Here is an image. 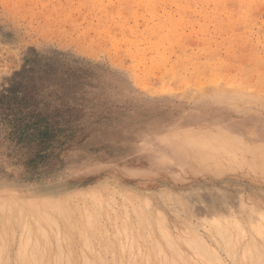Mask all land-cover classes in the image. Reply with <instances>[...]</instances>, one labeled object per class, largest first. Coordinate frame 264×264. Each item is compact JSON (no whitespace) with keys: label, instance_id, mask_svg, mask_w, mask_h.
Instances as JSON below:
<instances>
[{"label":"rangeland","instance_id":"374dc122","mask_svg":"<svg viewBox=\"0 0 264 264\" xmlns=\"http://www.w3.org/2000/svg\"><path fill=\"white\" fill-rule=\"evenodd\" d=\"M11 90L0 107L1 264L34 263L29 248L47 264H81L82 252L92 264H180L203 261L191 251L203 241L225 264H264V0H0V95ZM13 196L51 198L41 210L57 226L17 211ZM21 226L49 251L34 253L30 238L22 258Z\"/></svg>","mask_w":264,"mask_h":264},{"label":"bare ground","instance_id":"6f19581e","mask_svg":"<svg viewBox=\"0 0 264 264\" xmlns=\"http://www.w3.org/2000/svg\"><path fill=\"white\" fill-rule=\"evenodd\" d=\"M129 1H130V0H129ZM153 2H154V1H153ZM165 3H166V2H165ZM190 5H191V4H190ZM221 5H222V4H221ZM215 6H216V5H215ZM139 7H140V5H139ZM151 7H152V6H151ZM220 7H222V6H218V8H220ZM191 9H192V8H191ZM154 10H156V9H154ZM142 11H143V10H142ZM155 14H156V13H155ZM157 17H158V16H157ZM158 20H159V19H158ZM153 22H154V21H153ZM160 22H161V21H160ZM158 23H159V22H158ZM161 23H162V22H161ZM154 25H155V24H154ZM172 27H173V25H172ZM162 28H163V27H162ZM147 29H148V28H147ZM164 29L168 30V27H166V28H164ZM159 30H160V29H159ZM139 34H140V32H139ZM155 36H156V35H155ZM170 36H171V35H170ZM203 37H204V36H203ZM147 38H148V37H147ZM209 38H210V37H209ZM124 40H125V39H124ZM125 41H126V40H125ZM137 43H138V42H137ZM147 43H148V42H147ZM209 44H210V43H209ZM212 44H213V43H212ZM133 45H134V44H133ZM150 45H151V44H150ZM153 45H154V44H153ZM221 45H222V44H221ZM134 47H135V46H134ZM142 47H143V45H142ZM144 47H145V46H144ZM159 47H160V45H159ZM152 48H153V47H152ZM157 48H158V47H157ZM175 48H176V47H175ZM119 49H120V48H119ZM127 50H128V51H131L130 49H127ZM256 50H257V49H256ZM201 51H202V50H201ZM134 52H135V51H134ZM139 52H142V51H139ZM231 52H232V51H231ZM132 53H133V52H132ZM130 54H131V53H130ZM136 54H138V52H136ZM152 54H153V53H152ZM156 54H157V53H156ZM167 54H168V53H167ZM192 55H193V54H192ZM166 56H167V55H166ZM188 56H189V55H188ZM230 56H231V55H230ZM169 57H170V56H169ZM145 58H146V57H145ZM193 59H194V58H193ZM193 59H192V60H193ZM222 59H223V58H222ZM229 59H230V58H229ZM260 59H262V58H260ZM182 60H183V58H182ZM194 60H195V59H194ZM196 60H197V59H196ZM165 61H166V60H165ZM198 61H199V60H198ZM245 62H246V61H245ZM262 62H263V60L261 61V63H262ZM144 63H145V62H144ZM188 63H189V62H188ZM209 63H210V62H209ZM249 63H250V62H249ZM256 63H257V62H256ZM184 64H186V63H184ZM243 64H244V63H243ZM162 65H163V64H162ZM251 65H252V63H251ZM117 66H118V65H117ZM207 66H209V65H207ZM210 66H211V65H210ZM141 67H142V66H141ZM145 67H146V66H145ZM175 67H176V66H175ZM191 67H192V66H191ZM212 67H213V66H212ZM257 68H258V67H257ZM199 69H200V68H199ZM199 69H198V70H199ZM262 69H263V68H262ZM138 70H139V69H138ZM138 70H137V71H138ZM168 70H169V69H168ZM213 70H214V68H213ZM256 70H257V69H256ZM172 71H173V70H172ZM254 71H255V70H254ZM214 72H215V71H214ZM161 73H163V72H161ZM187 73H188V72H187ZM240 73H241V72H240ZM244 73H245V72H244ZM154 74H155V73H154ZM241 74H242V73H241ZM171 76H172V74H171ZM243 76H244V75H243ZM166 77L168 78L169 76H166ZM216 77H217V76H216ZM216 77H215V78L213 77V78L215 79V81H217L216 83L218 84V81H219V80H216ZM252 77H253V76H252ZM262 77H263V76H262ZM156 78H157V77H156ZM158 78H159V77H158ZM217 78H218V77H217ZM219 78H220V77H219ZM219 78H218V79H219ZM260 78H261V77H260ZM223 79H224V77H223ZM232 79H233V77H232ZM244 79H245V78H244ZM258 79H259V78H258ZM212 80H213V79H212ZM234 80H235V79H234ZM242 80H243V78H242ZM149 81H150V80H149ZM154 81H155V80H154ZM239 81H240V80H239ZM248 81H249V80H248ZM248 81H247V82H248ZM253 81H254V80H253ZM255 81H256V80H255ZM147 82H148V81H147ZM165 82H166V81H165ZM199 82H200V81H199ZM219 82H220V81H219ZM240 82H242V81H240ZM209 83H211V81H210ZM213 83H214V81H213ZM213 83H212V84H213ZM152 84H153V83H152ZM167 84H168V83H167ZM214 84H215V83H214ZM214 84L211 85L212 87H210V86L208 85L210 88H204V89H205V90H207V89L210 90V89L212 88L211 90H213V86H214L215 91L220 90V89H218L219 86H218V88H217V85H214ZM222 84H223V83H222ZM227 84H228V83H227ZM253 84H254V83L252 82V85H253ZM141 85H142V84H141ZM148 85H149V84H148ZM155 85H156V84H155ZM197 85H198V84H197ZM219 85H220V87H222L221 84H219ZM223 85L225 86L226 84H223ZM231 85H233V88H232ZM231 85L228 84L227 87H229L230 89H234V87L236 86V84H231ZM157 86H158V85H157ZM157 86H156V87H157ZM202 86H203V87H204V86L206 87V84H205V85H202ZM202 86H200V88H203ZM208 86H207V87H208ZM224 86H223V87H224ZM230 86H231V87H230ZM246 86H247V85H246ZM165 87H166V86H165ZM236 87H237V86H236ZM238 87H240L241 89L243 88L242 86H239V85H238ZM144 88H145V87H144ZM146 88H147V86H146ZM152 88H155V87H152ZM200 88H199L198 91H200ZM216 88H217V89H216ZM252 88H253V87H252ZM162 89H165V90L169 91L167 88H163V87H162ZM196 89H197V88L195 87L194 90H196ZM204 89H201V91H203ZM221 89L225 90L226 88H221ZM230 89H229V90H230ZM238 89H239V88H238ZM249 89H250V88H247L248 91H249ZM253 89H254V88H253ZM260 89H261V88H260ZM148 90H149V89H148ZM160 90H161V89H160ZM205 90H204V92H205ZM209 90H207V91H208V94L211 93V92H210L211 90H210V91H209ZM245 90H246V88H245ZM250 90H251V89H250ZM198 91H197V93H199ZM201 91H200V92H201ZM207 91H206V92H207ZM226 91H228V89H226ZM255 91H256V89H255ZM259 91H260V90H259ZM263 91H264V90H263ZM156 92H157V91H156ZM158 92H159V90H158ZM250 92H251V91H250ZM252 92H254V91H252ZM252 92H251V93H252ZM254 93H255V92H254ZM256 93L259 94L258 90L256 91ZM190 94H191V93H190ZM263 94H264V93H263ZM0 188H1V187H0ZM72 188H73V189H71V190L76 189V187H72ZM0 190H1V189H0ZM6 190L11 191L12 189H10V187H7ZM15 191H16V190H15ZM12 192H13V190H12ZM72 192H73V191H72ZM8 193L10 194V192H8ZM69 193L71 194V192H69ZM69 193H68V194H69ZM83 193H84V192H83ZM85 193H86V192H85ZM85 193H84V194H85ZM11 194H13V195H14V194L17 195L15 192H13V193H11ZM68 194H67V195H68ZM76 194H77V193H76ZM155 194H156V193H155ZM0 195H1V194H0ZM72 195L75 196V194H71V197H72ZM87 195H88V194H87ZM87 195H86V196H87ZM17 196H18V195H17ZM41 196H42V195H41ZM43 196H45V195H43ZM48 196H49V195H48ZM52 196H53V195H52ZM69 196H70V195H69ZM74 196H73V198L76 197V196H75V197H74ZM13 197H14V198H13ZM13 197H11V198H13V199H11L10 202H9V203L12 204V205H11L12 207L17 208V209H18L17 211L22 210L21 208H26L27 211L31 212V213H29V212H26V211H25V215H27L28 213H29L30 215H32L33 213L40 214L41 211H42L41 208H42L43 206L47 207L48 205H46V204H49V202L51 201V198H49V199H45V198H40V197H38V198L33 197V198H28V199H26V200H20V199H18V197H16V196H13ZM56 197H57V196H56ZM58 197H60V196H58ZM65 197H66V196H63V198H65ZM83 197H84L83 199L85 200V196H83ZM1 198H2V196H1ZM19 198H20V197H19ZM63 198H61V199H63ZM67 198L69 199V197H67ZM77 198H78V197H77ZM57 200H58V199L55 198V201L53 202V208H55L56 211H58V212H60V213L62 214V212L65 211V209H64L65 207H63V205H59V203H58ZM72 200H73V199H72ZM78 200H79V199H78ZM66 201H68V200H66ZM70 201H71V199H70ZM82 201H83V200H82ZM82 201H81V202H82ZM108 201H110V200H108ZM108 201H107V203H106V202L104 203V204H105V208L110 206V204L108 203ZM136 201H137V200H136ZM97 202H98V201H97ZM110 202H111V201H110ZM126 202H127V200H126ZM144 202L147 203L148 201H147V200H144L143 203H144ZM3 203H4V202H2V204H3ZM57 203H58V204H57ZM65 203H66V202H64V204H65ZM86 203H87V202H86ZM73 204H74V203H73ZM82 204H83V203H82ZM100 204H101V203H100ZM108 204H109V205H108ZM49 205H50V204H49ZM83 205H84V204H83ZM0 206H1V205H0ZM3 206H4V204H3ZM65 206H66V205H65ZM86 206H88V205H86ZM67 207H69V205H68ZM67 207H66V208H67ZM74 207H75V206H74ZM90 207H91V206H90ZM99 207H100V206H99ZM144 207H145V205H144ZM3 208H4V207H1V210H2ZM6 208L9 209V208H11V207H10V206H7ZM48 208H49V207H48ZM48 208H47V209H48ZM86 208H88V207H86ZM109 208H110V207H109ZM124 208H125V207H124ZM146 208H147V207H146ZM89 209H90V208H89ZM99 209L102 210L101 208H99ZM144 209H145V208H144ZM48 210L50 211V209H48ZM76 210H77V209H76ZM8 211H9V210H8ZM8 211H7V212H8ZM11 211H12V209H11ZM53 211H54V210H53ZM53 211H51V212H53ZM3 212H4V211H3ZM66 212H67V210H66ZM66 212H65V214H66ZM68 212L70 213L69 210H68ZM72 212H73V210H72ZM112 212H113V211H112ZM144 212H145V211H144ZM11 213H12V212H11ZM20 213L22 214V211H20ZM73 213H74V212H73ZM93 213H94V212H93ZM42 214H43V215H42ZM47 214H48V215L45 214V211H44V212L42 211V213H41V215L43 216V217H41V218H42V219H43V218L45 219V221H43V222L46 224V226H47L48 223L50 224V220H52V219H51V216L49 215L48 212H47ZM71 214H72V213H71ZM79 214H80V213H79ZM91 214H92V213H91ZM105 214H106V213H105ZM114 214H115V213H114ZM160 214H161V213H160ZM16 215L18 216V214H16ZM16 215H15V218H16ZM41 215H40V216H41ZM73 215H74V214H73ZM89 215H90V214H89ZM107 215H108V213H107ZM132 215H133V214H132ZM28 216H29V215H28ZM32 216H34V215H32ZM48 216H50V218H48ZM57 216H58L57 218H59V215H57ZM77 216H78V215H77ZM79 216H80V215H79ZM79 216H78V217H79ZM91 216H92V215H91ZM96 216H97V215H96ZM104 216H105V218H106V215H104ZM18 217H19V216H18ZM34 217L36 218L37 215H35ZM34 217H33V218H34ZM52 217H53V216H52ZM66 217L68 218V219L66 220V224H67V223H68L67 221L69 220L70 217H69L68 215H67ZM89 217H90V216H89ZM94 217H95V216H94ZM220 217H221V216H220ZM263 217H264V216H263ZM9 218H10V217H9ZM13 218H14V217H13ZM20 218H23V217H21V215H20ZM25 218H26V219H27V218L30 219V218H32V217H31V216H29V217H26V216H25ZM35 218H34V219H35ZM38 218H40V217H37V219H38ZM62 218H63V217H62ZM79 218H80V217H79ZM97 218H98V217H97ZM115 218H116V216L114 217V219H115ZM120 218H121V217H120ZM217 218H218V217H217ZM18 219H19V218H18ZM18 219H15V220H16L15 222H17ZM26 219H24L25 223L23 222V225H22V226H25V224H26ZM37 219H35V221L32 219V222L35 223V222L37 221ZM44 219H43V220H44ZM65 219H66V218H65ZM65 219H64V220H65ZM76 219H77V218H76ZM230 219H231V218H230ZM233 219H234V218H233ZM19 220H20V219H19ZM30 220H31V219H30ZM53 220H55V222L57 223V220H56V219H53ZM85 220H86V219H85ZM88 220H89V219H88ZM216 220H217V219H216ZM4 221H5V220H4ZM12 221H14V219H13ZM46 221H47V223H46ZM69 221H70V220H69ZM71 221H72V219H71ZM90 221H91V219H90ZM108 221H109V219H108ZM156 221H157V220H156ZM217 221H219V220H217ZM217 221L214 222V220H213V223H216ZM220 221H221V220H220ZM6 222H7V221H6ZM19 222L22 223V221H19ZM27 222H29V221H27ZM52 222H53V225L55 224V225L57 226L58 223L56 224V223H54V221H51L50 226L52 225ZM61 222H62V221H61ZM75 222H76V221H75ZM95 222H96V221H95ZM161 222H162V221H161ZM36 223H37V222H36ZM40 223H41V221H40ZM44 223H43V225H45ZM69 223H70V222H69ZM87 223H88V222H87ZM209 223H211V222H209ZM17 224H18V223H17ZM28 224H29V223H28ZM31 224H32V223H31ZM37 224H38V223H37ZM49 224H48V226H49ZM71 224H72V223H71ZM75 224H76V225H74V229L76 230V228L78 229V227L75 228V226H77L78 223L76 222ZM260 224H261V223H260ZM53 225H52V226H53ZM67 225H68V224H67ZM79 225H80V223H79ZM121 225H122V224H121ZM208 225H209V224H208ZM211 225H212V224H211ZM211 225H210V226H211ZM222 225H223V224H222L221 222H217L215 225L213 224L212 227H213V226H214V228H215V227H218V230L221 231V230L223 229V226H224V225H223V226H222ZM242 225H243V224H242ZM22 226H21V227H22ZM39 226H40V231H41V229H42L41 226H42V225H40V224H38V227H36V229L39 228ZM52 226H51V227H52ZM71 226H72V225H71ZM80 226H81V225H80ZM88 226H89V225H88ZM111 226H112V225H111ZM210 226H209V227H210ZM226 226H229V224H226ZM234 226H235V225H233V227H234ZM243 226H244V225H243ZM256 226H257V224H256ZM262 226H263V225H262ZM19 227H20V226H19ZM26 227H28V226H26ZM29 227H30V224H29ZM33 227H34V226H33ZM51 227H49V228L47 227L49 231L51 230V229H50ZM81 227H82V226H81ZM162 227H163V226H162ZM10 228H12V227L10 226ZM24 228H25V227H24ZM79 228H80V227H79ZM160 228H161V227H160ZM237 228H238V227H237ZM25 229H27V230H23V227H22V230H23V231H26V232H23V231L21 230V228H20V230H21L23 233L20 231V233H21V235H20V241H19V243H20V244H19V245H20L19 247H20V248H19V250H18V249H17V250L20 252V249H22V252H23V253H20L21 256H22L23 254L26 253V251L24 252L23 250H26V249H24V248H26V246H27V248H28V245H29L28 243L31 242V239H30V238H33V240H34L31 244L35 243V245H32V246H34V248H33L34 253H35V250H37V249H39V250L41 249L42 252L44 251V253H45V251H47V252L49 251L50 246H47V244H46V246H45V245H41V244H39V243L37 242L38 240H37L36 237L38 236V233H37L36 231H34L35 233H34V235H33V234H32L33 231H32L31 233H28V230H29V229H28V228H25ZM54 229H55V227H54ZM57 229H58V230H57ZM111 229H112V228H111ZM162 229H163V228H162ZM202 229H203V228H202ZM220 229H221V230H220ZM33 230H34V229H33ZM52 230H53V229H52ZM52 230H51V232L53 233ZM55 230H56L55 233H56L57 231H58V233H56V236L54 237L55 239H54V238H53V239L56 240V237H57L58 240H59V237L57 236V235H60V234H59V233H60L59 227H57ZM70 230H71V229H70ZM80 230H81V229H80ZM80 230H78V231H80ZM105 230H106V229H105ZM166 230H167V229H166ZM223 230H225V229H223ZM227 230H228V228H227ZM230 230H231V229H230ZM230 230H229V232H230ZM235 230H236V229H235ZM40 231H39L40 236H41L42 238H44L45 242H48V243L50 244V242H49V239H50L49 236H50V235L43 234V233L46 232L44 229H42L41 232H40ZM43 231H45V232H43ZM106 231H107V230H106ZM108 231H109V230H108ZM121 231H122V230H121ZM161 231H162V230H161ZM192 231H193V230H192ZM192 231H191V233L193 234ZM210 231H211V230H210ZM210 231H209V232H210ZM239 231H240V230H239ZM256 231H257V230H256ZM42 232H43V233H42ZM81 232H82V230H81ZM81 232H80V233H81ZM103 232H104V231H103ZM166 232H167V231H166ZM221 232H222V233H221ZM221 232L218 233V235H219V237L221 238V240H222L223 238H225V237H223V236H226V235L229 234L228 231H227L228 234H224V233L226 232V230H225V232H224V231H221ZM223 232H224V233H223ZM6 233H7V232H6ZM12 233H14V232H12ZM36 233H37V234H36ZM46 233H47V232H46ZM78 233H79V232H78ZM106 233H108V232H106ZM124 233H125V232H124ZM148 233H149V232H148ZM180 233H181V232H180ZM191 233H190V238H189V239L187 238L188 240H192V239H191ZM216 233H217V232H216ZM220 233H221V234H220ZM235 233H236V235L238 234L237 231H236ZM235 233H234V237H235ZM35 234H36V235H35ZM41 234H42V235H41ZM162 234H163V233H162ZM164 234H165V233H164ZM199 234H200V233H199ZM210 234H213V233H210ZM210 234H209V235H210ZM222 234H223V235H222ZM256 234H257V233H256ZM4 235H5L4 233H3V234L0 233V242H1V243L3 242V241H1V238L6 237V235H5V236H4ZM53 235H54V234H53ZM61 235H62V233H61ZM78 235H79V234H78ZM80 235H81V236H82V235L85 236V238H86V236H87V234L85 235V233H84V234H80ZM96 235L99 236L98 234H96ZM114 235H115V234H114ZM138 235H139V234H138ZM183 235H184V234H183ZM193 235H195V233H194ZM229 235H230V234H229ZM13 236H15V235L13 234ZM62 236H63V235H62ZM103 236H104V235H103ZM118 236H119V235H118ZM118 236H117V237H118ZM196 236H197V235H195V237L193 236V239L195 238V240H198L199 236H198V237H196ZM211 236H213V235H210L209 237H211ZM215 236H216V235H215ZM237 236H238V235H237ZM237 236H236V238H237ZM240 236H241V235H240ZM242 236H243V235H242ZM117 237H116L115 239H117ZM165 237H166V236H165ZM168 237H169V236L167 235V238H168ZM200 237H201V236H200ZM216 237L218 238V236H216ZM228 237H229V236H228ZM249 237H250V235H249ZM256 237H257V236H256ZM14 238H15V237H13L12 240H14ZM63 238H64V237H63ZM113 238H114V237H113ZM196 238H197V239H196ZM211 238H212V237H211ZM217 238H216V239H217ZM236 238H235V240H236ZM82 239H83V241H84V237H83ZM88 239H89V237H87V238L85 239V241L88 240ZM161 239H162V238H161ZM164 239H165V238H164ZM168 239H169V238H168ZM185 239H186V238H185ZM187 239H186V240H187ZM202 239H203V238H202ZM231 239H232V237H231ZM239 239H240V237H239ZM248 239H249V238H248ZM58 240H57V242H58ZM89 240H90V239H89ZM89 240H88V243H89ZM199 240H200V239H199ZM199 240H198V241H199ZM203 240H204V239H203ZM221 240H220V239L218 240L217 245L221 244V243H220ZM226 240H228V239H226ZM232 240H233V239H232ZM4 241H5V240H4ZM61 241L63 242V240H61ZM85 241H84V243H85ZM169 241H170V240H169ZM172 241H173V240H172ZM172 241H171V242H172ZM248 241H249V240H248ZM45 242H43V244H45ZM59 242H60V241H59ZM59 242H58V243H59ZM86 242H87V241H86ZM117 242H118V241H117ZM154 242H156V241H154ZM154 242H153V243H154ZM180 242H181V241H180ZM180 242H179V243H180ZM184 242H185V241H184ZM214 242H215V241H214ZM216 242H217V240H216ZM227 242H228V241H227ZM231 242H232V241H231ZM236 242H237V241H236ZM5 243H6V242H5ZM5 243H4V244H5ZM54 243H56V241H55ZM63 243H65V242H63ZM90 243H91V242H90ZM153 243H152V244H153ZM206 243H207V241H206V242H205V241L201 242V245L203 246V250H202V251H201V248H200L201 245H199V246L194 245V247H193V246L191 247L192 249H194V250H191L192 252L194 251V255H193V256L196 255V257H197V258L200 257V259L204 257V259H201V260H203V261H199V260H198V261H195V260L193 259L194 261H193V262L191 261V262H192L193 264H208V263L210 264V261H211V263L222 264V263H223V260H222L221 256H219V255H215V253H218V252H215V253L213 252V254H212V253L208 250V247H210V246L207 247V246H206ZM261 243H262V241H261ZM4 244H3V245H4ZM27 244H28V245H27ZM56 244H57V243H56ZM85 244H87V243H85ZM85 244H84V245H85ZM152 244H151V245H152ZM155 244H156V243H155ZM230 244H231V243H230ZM230 244H229V245H230ZM232 244L235 245L234 242H233ZM236 244H237V243H236ZM263 244H264V243H263ZM263 244H262V245H263ZM1 245H2V244H1ZM3 245H2V246H3ZM50 245H51V244H50ZM89 245H90V248H91L92 245H93V243H92V245H91V244H89ZM186 245H187V244H186ZM191 245H192V244H189L188 246H191ZM221 245H223V244H221ZM221 245H220V246H221ZM225 245H226V244H225ZM249 245H251V247H249L248 245L246 246L245 256L248 255L246 252H249V251H250V250L247 249V247H248L249 249H251V251L253 250V251L255 252V254H253L255 257L252 256V258H254V259L256 258V259H257V257H256L257 255H256V254L258 253V251H257L258 249H256V247H255L256 244H255L254 242H253V243H250V242H249ZM6 246H7V245H6ZM6 246H5V248H6ZM56 246H58V249H57V248H54V249L57 251L58 254H56L55 252H53V253L56 254V256L59 255V257L57 256L58 259H59V258H60V255L62 254L61 251H62L63 249L61 248L60 245H56ZM87 246H88V245H87ZM149 246H150V245H149ZM154 246H155V245H154ZM177 246H178V245H177ZM195 246L198 247V248H200V249H198V248L195 249V248H196ZM259 246H260V245H259ZM65 247H66V246H65ZM65 247H64V248H65ZM67 247H69L68 244H67ZM82 247H83V246H82ZM88 247H89V246H88ZM88 247H86L85 250H86ZM131 247H132V246H131ZM150 247L153 248V246H150ZM157 247L160 248L161 246H157ZM165 247H166V246H165ZM178 247H179V246H178ZM225 247H226V246H225ZM232 247H233V246H232ZM232 247H230V249H231ZM0 248L2 249L3 247H0ZM17 248H18V247H17ZM90 248H88L87 251H89ZM125 248H126V247H125ZM138 248H139V247H138ZM148 248H149V247H148ZM155 248H156V247H155ZM171 248H172V247H171ZM171 248H169V250H170V251H171V250L173 251V252L171 251V252H172V253H171L172 256H173L174 253H175V256L177 255L178 257L182 255V253H180V254H181V255H180L179 252H176V250H175L174 248H172V249H171ZM191 248H190V249H191ZM223 248H224V247H223ZM262 248H263V247H262ZM1 249H0V251H1ZM31 249H32V248H29V249H28V250H29V251H28L29 256L34 257L33 259H32V257H30L31 260H33V261H31V262H34L35 264H47V263H48V262H47V258H46V262H47V263H44V262L42 261V258H43V257H42V253H41L40 251H38V250H37V251H38V254L36 253L35 255L38 256V255H39V252H40V253H41L40 255H41L42 258H41L40 255H39L37 258H38V259L41 258V260H38V262H37V261H34V259L36 260V256L33 255V252L31 253V251H30ZM34 249H35V250H34ZM61 249H62V250H61ZM122 249H123V248H122ZM139 249H140V248H139ZM139 249H138V252H139L138 256L141 254V252L139 251ZM179 249H180V248H179ZM187 249H188V248H187ZM190 249H189V250H190ZM210 249H212V248H210ZM233 249H234V248H233ZM235 249H236V248H235ZM237 249H238V248H237ZM240 249H241V248H240ZM244 249H245V248H244ZM59 250H60V251H59ZM136 250H137V249H136ZM140 250H141V249H140ZM143 250H144V248H143ZM196 250H198L199 253L204 252V253H202L204 256H202V254H201V256H200V254L196 253V252H197ZM199 250H200V251H199ZM212 250H213V249H212ZM216 250H217V249H216ZM224 250H226V248H224ZM242 250H243V248H242ZM247 250H248V251H247ZM18 251H17V252H18ZM66 251H67V248H66ZM80 251H81V250H80ZM91 251H92V249H91ZM93 251H94V250H93ZM93 251L91 252V254L93 253ZM127 251H128V250H127ZM127 251H126V252H127ZM129 251H130V249H129ZM131 251H132V249H131ZM151 251H154V249L151 250ZM157 251H158V249H157ZM159 251H160V252L162 251V253H163V248L161 247V250L159 249ZM159 251L157 252L158 255H159ZM177 251H178V250H177ZM195 251H196V252H195ZM213 251H215V250H213ZM243 251H244V250H243ZM251 251L249 252V254H250V253L252 254ZM29 252H30V253H29ZM60 252H61V253H60ZM81 252H82V251H81ZM81 252H79V253H81ZM136 252H137V251H136ZM254 252H253V253H254ZM256 252H257V253H256ZM59 253H60V254H59ZM63 253H64V252H63ZM82 253H83V255L85 256L84 252H82ZM95 253H96V252H95ZM95 253H94V254H95ZM111 253H112V252H111ZM142 253H143V252H142ZM146 253H147V251H146ZM146 253H145V254H146ZM157 253H156V254H157ZM176 253H178V254H176ZM205 253H206V254H205ZM240 253H241V251H240ZM240 253H239V254H240ZM243 253H244V252H243ZM243 253L240 254V255H243ZM48 254H49V253H48ZM54 254L52 255V261H55V259H54V256H55V255H54ZM68 254L70 255V252H68ZM126 254H129V253L127 252ZM165 254H166V252H165ZM165 254H164V255H165ZM169 254H170V253H169ZM171 254H170V255H171ZM197 254H198L199 256H198ZM218 254H219V253H218ZM228 254H229V253H228ZM228 254H227V255H228ZM230 254H231V253H230ZM232 254H233V253H232ZM235 254H236V253H235ZM97 255H98V254H97ZM141 255H142V254H141ZM143 255H144V253H143ZM143 255H142V256H143ZM164 255L162 254V256H164ZM166 255H167V254H166ZM166 255H165V259L168 257V256H166ZM262 255H263V254H262ZM24 256H25V255H24ZM84 256L81 257V254H80V257L82 258V259H81V264H82V261H83V260H85V259L88 260V257H85V259H84ZM98 256H99V255H98ZM98 256H97V257H98ZM112 256H113V255H112ZM127 256H128V255H127ZM142 256H141V260H142ZM145 256H147V255H145ZM145 256H144V257H145ZM159 256H160V255H159ZM175 256H174V257H175ZM183 256H184V255H182V258H180V259L182 260V262H181L180 264H192L190 261L186 260L185 258H184V260H183ZM230 256L234 257V254H233V255H230ZM236 256H237V255H236ZM250 256H251V255H250ZM259 256H260V255H259ZM18 257H19V258H18ZM25 257H26V256H25ZM57 257H56V259H57ZM64 257H65V256H64ZM64 257H63V259H64ZM129 257H130V255L128 256V258H129ZM186 257H187V256H186ZM188 257H189V255H188ZM238 257H239V256H238ZM238 257H237V260L239 259ZM5 258H6V257H5ZM5 258H4V259H5ZM17 258L20 259L21 257L17 254ZM22 258H24V257L22 256ZM28 258H29V257H28ZM28 258H27V260H28ZM98 258H101V257L99 256ZM111 258H112V257H111ZM158 258H159V257H158ZM234 258H235V257H234ZM244 258H245V257H244ZM261 258L264 259L263 256H261ZM261 258H260V259H261ZM60 259H61V258H60ZM65 259H67V262L65 261V264H66V263H72V262L68 261L69 259H68L67 256L65 257ZM65 259H64V260H65ZM118 259H119V258H118ZM133 259H134V258H133ZM133 259H132V260H133ZM146 259H147V258H145L144 261H146V262H147L146 264H148V261H147ZM149 259H150V257L148 258V260H149ZM159 259H160V258H159ZM188 259H189V258H188ZM235 259H236V258H235ZM262 259H261V260H262ZM0 260H1V257H0ZM21 260H22V261H21ZM21 260H20V261L18 260V262H21V263H19V264H30L29 262H23V261H24L23 259H21ZM48 260H49V259H48ZM98 260H99V259H98ZM102 260H103V259H102ZM130 260H131V259H130ZM132 260H131V261H132ZM141 260H140V262H141ZM160 260H161V259H160ZM163 260H164V259H163ZM170 260H171V259H170ZM177 260H178V259H177ZM239 260H240V259H239ZM5 261H6L5 264L7 263V261H8V263H9V259H8V258H7V260L5 259ZM28 261H29V260H28ZM91 261H92V260H91ZM91 261H90V262H91ZM93 261H94V260H93ZM99 261H100V263L103 262V261H101V259H100ZM118 261H119V260H118ZM165 261H166V260H165ZM165 261H162V262L164 263ZM175 261H176V260H175ZM175 261H174V260H172V261H170V262L167 261L168 263L165 262V264H177ZM208 261H209V262H208ZM255 261H256V262H257V261L259 262L258 259L255 260ZM3 262H4V260H3L1 263H3ZM84 262L87 263V264H90L89 261H86V260H85ZM84 262H83V263H84ZM88 262H89V263H88ZM136 262H137V261H136ZM138 262H139V261H138ZM159 262H160V261H159ZM179 262H180V260H179ZM194 262H195V263H194ZM232 262L234 263L235 261H233V259H232ZM240 262H241V261H240ZM247 262H249V261H247ZM247 262H246L245 264H247ZM260 262H262V261H260ZM263 262H264V261H263ZM1 263H0V264H1ZM8 263H7V264H8ZM34 263H32V264H34ZM53 263H54V264H62V261L60 260V262H58V261H56V262H52V264H53ZM74 263H75V262H74ZM132 263H134V262H132ZM141 263H142V262H141ZM144 263H145V262H144ZM249 263H250V262H249ZM91 264H92V262H91ZM93 264H94V262H93ZM102 264H103V263H102ZM105 264H106V262H105ZM119 264H120V263H119ZM122 264H123V263H122ZM158 264H160V263H158ZM223 264H225V263H223Z\"/></svg>","mask_w":264,"mask_h":264},{"label":"trees","instance_id":"16d2710c","mask_svg":"<svg viewBox=\"0 0 264 264\" xmlns=\"http://www.w3.org/2000/svg\"><path fill=\"white\" fill-rule=\"evenodd\" d=\"M14 100V95L12 94V90L7 94L0 95V107L4 104H10V101Z\"/></svg>","mask_w":264,"mask_h":264}]
</instances>
